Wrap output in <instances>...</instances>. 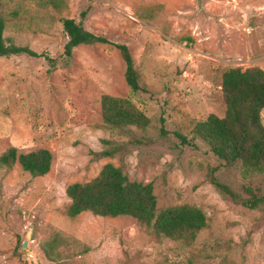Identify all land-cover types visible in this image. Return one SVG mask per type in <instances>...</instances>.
Segmentation results:
<instances>
[{
  "label": "rangeland",
  "instance_id": "374dc122",
  "mask_svg": "<svg viewBox=\"0 0 264 264\" xmlns=\"http://www.w3.org/2000/svg\"><path fill=\"white\" fill-rule=\"evenodd\" d=\"M57 1L0 0L5 43L42 55L0 59V156L10 148L52 155L44 177L17 164L0 168V264H264V212L224 199L206 173L218 167V180L243 198L246 187L264 194V177L224 166L200 140L192 148L179 139L209 115L224 117V72L264 71V0ZM68 19L126 45L146 92L129 91L112 45L79 46L67 58ZM102 96L130 102L148 126L109 130ZM111 148L118 153L99 156ZM107 164L151 184L157 212L193 206L206 228L186 243L128 217L68 218L67 187L92 181Z\"/></svg>",
  "mask_w": 264,
  "mask_h": 264
},
{
  "label": "trees",
  "instance_id": "16d2710c",
  "mask_svg": "<svg viewBox=\"0 0 264 264\" xmlns=\"http://www.w3.org/2000/svg\"><path fill=\"white\" fill-rule=\"evenodd\" d=\"M40 1L54 8L59 6L57 0ZM85 17L86 12H82L80 19L84 20ZM4 29V21L0 18V59L22 55L31 58L42 56L26 47L6 44ZM63 31L68 39L64 50L67 58L79 46L112 45L124 62V79L129 91L134 94L146 92L126 45H113L107 39L86 31L81 21L77 23L73 19L63 21ZM221 92L225 104L224 117L209 115L194 126L190 139L179 136L181 144L196 148L195 141L200 140L224 166L240 165L244 174L264 177V126L261 120L264 71L259 68L230 69L222 75ZM101 113L105 127L112 131H123L127 127L144 129L148 126L146 117L125 99L102 96ZM118 151L117 148L107 149L99 156L113 157ZM15 164L32 178H40L50 172L52 155L46 149L18 153L17 149L10 148L0 156V168H11ZM217 172L218 167H209L206 179L218 194L235 205L264 212V194L246 187L245 193L249 197L243 198L221 183L216 177ZM66 196L70 200L66 216L70 219L83 213L109 219L128 217L157 236L186 243L192 242L207 226L205 214L193 206H176L157 212L152 185L130 182L120 168L111 164L105 165L92 181L68 186ZM47 256L50 258V255Z\"/></svg>",
  "mask_w": 264,
  "mask_h": 264
},
{
  "label": "water",
  "instance_id": "95a60500",
  "mask_svg": "<svg viewBox=\"0 0 264 264\" xmlns=\"http://www.w3.org/2000/svg\"><path fill=\"white\" fill-rule=\"evenodd\" d=\"M29 236H30V235H29ZM25 244H26V243L23 244V247H25Z\"/></svg>",
  "mask_w": 264,
  "mask_h": 264
}]
</instances>
